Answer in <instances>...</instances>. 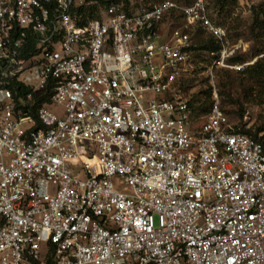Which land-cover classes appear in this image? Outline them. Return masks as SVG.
I'll return each mask as SVG.
<instances>
[{
	"label": "built area",
	"instance_id": "built-area-1",
	"mask_svg": "<svg viewBox=\"0 0 264 264\" xmlns=\"http://www.w3.org/2000/svg\"><path fill=\"white\" fill-rule=\"evenodd\" d=\"M199 28L237 68L206 0H0V264H264V134L181 88Z\"/></svg>",
	"mask_w": 264,
	"mask_h": 264
},
{
	"label": "rangeland",
	"instance_id": "rangeland-1",
	"mask_svg": "<svg viewBox=\"0 0 264 264\" xmlns=\"http://www.w3.org/2000/svg\"><path fill=\"white\" fill-rule=\"evenodd\" d=\"M132 1L134 4L138 5L160 4V1L157 0ZM171 1L185 4V0ZM213 1L214 0H207L213 17L212 20L226 29L229 45L231 47H240V49L237 50V53L238 55H242L246 61L241 64H235L238 67L234 69L215 68L212 70V58L211 60H208L211 61V63H208V61L204 62L200 59L189 66L188 71L183 78V82L194 80L193 87L187 94L196 98L198 101L196 102L197 106L201 105L202 101L205 100V96L202 93L211 88L212 101L219 104L220 109L228 116L233 127L236 128L237 126L238 128L236 129L238 130L243 126L246 127V129H254L256 125L264 123V104H258L259 102L256 100L260 88L254 87L256 89L253 92L254 100L250 102L247 99H244L241 91H234L232 96L234 97L236 104H232L225 99L227 92L225 91V88L219 87L218 80L221 77L223 70L243 71L247 66L255 63L259 58L264 57V38L259 42H256L250 36L252 10L254 7H258L262 4L264 5V0H237L236 3L228 8L227 12H223L220 15L218 11L213 9ZM257 51H261L262 54L255 56ZM220 94H222V96ZM51 109L55 111L58 110L59 107L53 106ZM240 114L244 115L242 119L240 118Z\"/></svg>",
	"mask_w": 264,
	"mask_h": 264
},
{
	"label": "trees",
	"instance_id": "trees-1",
	"mask_svg": "<svg viewBox=\"0 0 264 264\" xmlns=\"http://www.w3.org/2000/svg\"><path fill=\"white\" fill-rule=\"evenodd\" d=\"M87 2L96 1L98 2L99 7H106L112 3L114 4H125L129 5L132 0H86ZM160 1L161 0H157ZM166 0H162L164 2ZM194 0H185V5L191 4ZM207 1V0H206ZM237 0H214L213 1V9L218 11L219 15L223 12H227L228 8L236 3ZM147 3V2H146ZM208 4V2H207ZM153 6L151 5H138L134 4V7H148ZM208 8L210 9V6L208 4ZM81 11H85L81 9ZM91 17H96L99 13V9L94 6L90 7L86 11ZM211 13V11H210ZM211 18L213 19L212 15ZM215 22V21H214ZM216 23V22H215ZM217 24V23H216ZM219 25V24H218ZM205 31H203L201 28H199L195 35L193 36V40L196 44L195 49V56H194V62L198 60H202L204 62H207L208 60H213V56L216 52H218L221 49V46L218 42H216L210 35H207ZM250 36L256 41L259 42L264 38V5H259L258 7H254L252 10V23L250 25ZM261 51H257V54L255 56L261 55ZM254 56V57H255ZM246 60L242 55H234L229 59V62L232 64H241L244 63ZM211 63V61H208V63ZM203 70V69H202ZM219 87L225 88V91L227 92V95L225 99L227 102H230L232 104H236V101L234 100V97L232 96L234 91H241V93L244 96V99H247L249 102L254 100L253 92L256 90L254 87L260 88L259 94L256 96V100H258V104H264V57L259 58L254 64L247 66L243 71H233V70H223L222 75L219 78ZM192 81H182L181 88L188 93L189 90L193 87ZM211 91L212 89L209 88V90L204 91L202 94L205 96V100L202 101V104L199 105L196 108V111L201 114H207L211 107L213 106L214 102L211 99ZM222 96V94H220ZM197 97V96H194ZM47 102V98L40 103V105ZM198 102L196 98H193V104H196ZM244 117L243 114H240V118L242 119ZM236 128H238L236 126ZM244 134H247L254 138L255 140H259L260 136L264 134V123H261L259 125H256V127L251 129H246V127H242L240 130H238Z\"/></svg>",
	"mask_w": 264,
	"mask_h": 264
}]
</instances>
